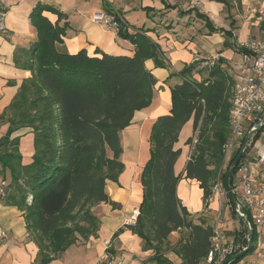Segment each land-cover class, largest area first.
Listing matches in <instances>:
<instances>
[{
    "label": "trees",
    "instance_id": "trees-1",
    "mask_svg": "<svg viewBox=\"0 0 264 264\" xmlns=\"http://www.w3.org/2000/svg\"><path fill=\"white\" fill-rule=\"evenodd\" d=\"M218 1L230 5L228 0ZM45 12L56 14L58 19L52 21ZM196 16L205 21L211 33L224 32L225 46L233 47L229 41L232 31L215 28L204 13L196 11ZM65 18L66 14L50 3L38 2L32 9L30 19L37 39L26 51L31 55L29 61L19 64L31 70L32 76L21 84L10 106L9 130L0 140V163L10 170L15 191L11 203L25 211L30 231L41 232L38 264L60 257L77 242L78 231L85 239L97 232L100 220L92 208L101 203L118 205L108 194L107 181H118L125 169L121 132L131 125L136 111L153 99L157 78L146 60L153 59L156 67H170L158 43L146 33H124V22L118 30L135 44L133 56L109 54L99 48L94 54L86 49L62 52L57 44L63 42L69 26L68 22L60 23ZM200 66L197 61L178 72L183 82L172 88L171 110L159 116L152 127L151 156L140 178V215L136 224L129 226L143 240V249L154 251L151 260L160 264L169 263L164 257L168 250L176 252L183 264H201L214 235V226L203 217L195 222L178 197L181 176L176 174L175 165L181 150L176 143L187 121L193 119L195 131L201 122L200 142L188 160L185 177L199 182L207 208L224 163L223 146L230 138L235 79L224 58ZM204 72L201 80L194 77ZM22 127L32 128L34 134V152L28 164L22 162L20 138H11ZM225 176L223 172L224 183ZM229 204L244 229L235 231L234 243L239 247L221 264L248 242L244 221L230 200ZM180 228L187 229V234L171 245L169 236ZM253 228V247L231 264H238L256 250L258 231Z\"/></svg>",
    "mask_w": 264,
    "mask_h": 264
},
{
    "label": "crops",
    "instance_id": "crops-1",
    "mask_svg": "<svg viewBox=\"0 0 264 264\" xmlns=\"http://www.w3.org/2000/svg\"><path fill=\"white\" fill-rule=\"evenodd\" d=\"M228 1L229 6L218 0H87V4L83 0H0V7L6 11V30L0 33V140L10 127L11 104L23 81L32 76L31 70L19 64L29 61L31 55L26 51L37 39V30L31 23L30 14L38 2L53 4L66 14L60 23L68 22L69 26L63 42L57 44L62 52L76 53L86 49L89 54H94L99 48L109 54L133 56L136 46L129 38L122 37L119 30L93 20L94 13L103 12L122 18L124 33L142 32L150 36L160 45L165 60L170 63V67H156L153 59L146 60V66L158 82L151 104L136 111L131 125L120 134L123 147L121 160L125 163V169L118 181H107L108 194L118 205L99 204L96 207L100 220L97 232L77 241L49 264H103L106 240L111 242L107 252L122 260L123 264H160L151 260L154 251L144 250L143 240L129 228L132 212L140 209L143 199L140 178L150 157L152 127L159 116L169 113L171 107L168 85L164 89L158 85L176 81L177 77H173L172 73L180 72L189 63L200 61L202 65L203 61L208 62L214 57H217L216 62L219 58L226 60L230 74L236 81L242 64V52L235 48L236 43L249 36L264 37V19H254L247 8H264V0ZM196 11L206 14L215 28L232 31L234 36L229 41L233 47L225 46L224 32L217 30L211 33L205 21L196 16ZM44 14L52 21L58 19L54 13ZM203 74L197 73L194 77L201 80ZM181 133L176 148L180 144ZM15 137L20 138L23 164L30 163L34 152L32 128L15 130L11 138ZM125 146L132 148V155L125 154ZM178 161L175 172L181 173V179L177 194L192 219L201 217L208 210L209 213L215 212L216 209L205 207L199 182L185 177L186 162L178 168ZM3 180L7 183V195L3 196L0 192V264H38L39 247L27 226L25 211L11 203V196L15 193L11 187V173L0 163V186ZM218 201V195L212 193L209 206H217ZM229 210L232 214L231 207ZM127 212L130 214L126 215ZM241 224L239 219L226 221L224 225L220 222L223 242L230 252L235 245V231L240 230ZM187 232L185 228L174 231L170 235L173 240L171 245ZM125 244L131 249L128 258L122 256ZM164 257L169 260L168 264H183L182 258L172 250L166 251ZM263 257L264 230L258 231L256 250L240 262L260 264ZM201 264L209 263L203 261Z\"/></svg>",
    "mask_w": 264,
    "mask_h": 264
},
{
    "label": "built area",
    "instance_id": "built-area-1",
    "mask_svg": "<svg viewBox=\"0 0 264 264\" xmlns=\"http://www.w3.org/2000/svg\"><path fill=\"white\" fill-rule=\"evenodd\" d=\"M196 3H200L197 1ZM257 20L264 19L263 7L247 8ZM6 11L0 7V33L6 30L5 28ZM93 20L97 23H103L107 26L119 29L123 19L115 14H106L96 12L93 14ZM237 49H242V64L239 70L238 77L234 83L233 95L231 98L232 105L230 110V138L223 146L224 163L222 164L213 193L218 195L219 202H222L223 197L230 200L225 183L222 180L223 168L227 166L232 158L234 151L241 148L242 143L250 130L256 129L264 118V37L255 38L249 36L243 41L236 43ZM213 60L208 62L203 61L202 65L213 64ZM197 130L195 131L196 137ZM256 135V134H255ZM255 135L250 139L248 147H255L257 158L254 161H246L247 153L238 164L237 172L240 174L238 182L232 186V189L237 197V192L241 193V198H237L240 203L238 214L248 215L252 226L254 225L258 231L264 230V143H260L255 139ZM195 139V138H194ZM193 139V141H194ZM192 148V143H191ZM193 149V148H192ZM192 149L189 155L191 158ZM6 181L1 182L0 192L3 196L7 195ZM223 208L220 207L221 211ZM140 215V209H135L129 219L131 225H135ZM214 235L211 239V245L208 250L206 261L209 264H221L226 256L230 253V249L223 242L220 218L215 222ZM106 253L104 255L103 264H123L122 260L118 259L107 250L110 247V241L106 240Z\"/></svg>",
    "mask_w": 264,
    "mask_h": 264
},
{
    "label": "rangeland",
    "instance_id": "rangeland-1",
    "mask_svg": "<svg viewBox=\"0 0 264 264\" xmlns=\"http://www.w3.org/2000/svg\"><path fill=\"white\" fill-rule=\"evenodd\" d=\"M84 1V4H87L86 2H87V0H83ZM95 1V0H94ZM91 4H92V1H91ZM76 5V4H75ZM70 12H72V10L70 11ZM255 19V18H254ZM238 58H240V56L238 55L237 56ZM240 60V59H239ZM189 64H192V63H189ZM206 65H201L200 66V68L199 69H201V67H205ZM228 71H229V69H228ZM233 72V71H232ZM229 73H230V71H229ZM197 74V73H196ZM203 74V73H202ZM206 74V72L203 74V75H205ZM173 77H177V79H175L176 81H174V82H172L171 84L170 83H168V82H166V83H162V84H160V85H158L159 87H162L161 89H164L163 87H165V86H167L168 85V87H169V90L171 91V107H172V88L174 87V86H176L177 84H181L182 82H183V77L180 75V73L178 74V73H175V72H173ZM202 76V75H201ZM158 82V81H157ZM235 83V82H234ZM156 85H157V83H156ZM233 88H234V84H233V86H232V90H231V96L233 95ZM231 103H232V101H231ZM171 107L169 108V112H170V110H171ZM261 131V130H260ZM259 131V132H260ZM182 132V133H181ZM181 140H180V144H179V146L177 147V148H179L181 151H180V154H179V156H178V159H177V161H178V168H180V167H183L184 166V164H185V162H186V164H187V162H188V155L190 154V152H191V149H192V154H191V156H194L195 155V152H196V147H197V145H198V143L200 142V134H201V122H200V124H199V127H198V129H197V133H196V137H195V126H194V121H193V119H191V120H189V121H187L185 124H184V126H183V128H182V130H181ZM195 138V139H194ZM255 139H258V141L260 142V143H264V128H263V130L259 133V135L257 134V135H255V137H254ZM188 139V140H187ZM193 139H194V141H193ZM191 143H192V148H191ZM126 147V146H125ZM182 148V149H181ZM132 148H128V147H126L125 148V154L127 155V156H129L130 154L132 155L133 154V151L131 150ZM249 150H250V147H249ZM236 151L237 150H235L234 151V154L236 153ZM151 156V155H150ZM257 158V152H256V148L255 147H253V148H251V150L247 153V155H246V157H245V159H246V161H248V162H250V161H254L255 159ZM149 159H150V157H149ZM243 161V160H242ZM177 163V162H176ZM230 165V164H229ZM229 165L228 166H225L224 168H223V172L224 173H226V171H227V169H228V167H229ZM186 167V166H185ZM237 168V167H236ZM235 172V173H234ZM219 173V172H218ZM233 173H234V176H233V179H234V183L236 184L237 182H238V178H239V176H240V174L236 171V170H234L233 171ZM181 173H178L177 175H179V176H181L180 175ZM233 175V174H232ZM217 177H218V174H217ZM217 177H216V180H217ZM216 180H215V182H216ZM222 180H223V177H222ZM234 185V184H233ZM214 187H215V183H214V185H213V190H214ZM226 187V186H225ZM199 188H200V191H202V188H201V186H200V184H199ZM204 193V192H203ZM213 193V192H212ZM237 194V198H241L240 196H241V193L240 192H237L236 193ZM212 196V195H211ZM211 196H210V198H211ZM210 198H209V203H210ZM216 205L217 206H213V205H210L209 206V204H208V207L209 208H211V209H216L215 210V212H213V213H209V210L208 211H205V212H203V213H205V214H202L201 215V217H203V218H205L207 221H209L210 223H212L213 225H214V223L216 222V220L218 219V218H220V222H221V224H223L224 225V223L226 222V221H229V220H233V219H239L240 220V218L238 217V215H234V214H231V213H229V209H230V204H229V200H227L225 197H223V200H222V202H217L216 203ZM220 207H222L223 209L221 210V211H219L220 210ZM92 211L94 212V213H97L96 212V209H95V207L94 208H92ZM232 211V210H231ZM130 213L129 212H127L126 213V215H129ZM196 222H199L200 221V217H197V218H193ZM81 224H83V225H85L86 223L85 222H81ZM70 226H73V223L72 224H69ZM79 225H80V223H79ZM223 225H222V228H223ZM221 227V226H220ZM244 229V226L241 224V226H240V230H243ZM76 236H78V239H77V241H79V240H82V239H85L82 235H81V233L78 231L76 234H75ZM31 236H32V238L35 240V242H36V244H37V246L39 245L38 243H40V239L42 238L41 237V232H39V230L38 229H31ZM169 240H170V242L171 243H173L172 241L173 240H171V237L169 236ZM111 243V242H110ZM105 246H106V244H105ZM39 247V246H38ZM239 247V244L238 245H234V247L232 248L233 250L234 249H237ZM110 248V247H109ZM109 250V249H108ZM131 251V249L130 248H128V246L125 244V247L123 248V250H122V256H123V258H128L129 256H130V254H129V252ZM169 251V250H168ZM232 252V251H231ZM41 257V256H40ZM204 261H206V260H204ZM239 264H255V262H253V261H249V262H246V263H243V261L242 262H240ZM260 264H264V257L262 258V262H260Z\"/></svg>",
    "mask_w": 264,
    "mask_h": 264
},
{
    "label": "water",
    "instance_id": "water-1",
    "mask_svg": "<svg viewBox=\"0 0 264 264\" xmlns=\"http://www.w3.org/2000/svg\"><path fill=\"white\" fill-rule=\"evenodd\" d=\"M264 128V118L261 121L260 125L254 129V130H250L243 143L242 146L239 150V152L237 153V155L235 156V158L232 160V162L230 163L227 171H226V176H225V186H226V190L228 193V196L230 198V201L232 203V206L234 207V209L236 211H239L240 209V203L232 189V185H231V178H232V174L233 171L236 169V167L238 166V164L242 161V159H244L246 153H247V149H248V144L250 139L257 134L260 130H262ZM244 224L247 228L248 231V242L247 245L242 248L241 250L237 251L236 253L232 254L231 256H229L224 264H231L233 261H235L237 258H239L240 256L244 255L245 253H247L254 245V228L250 222V219L248 217V215H242L241 216Z\"/></svg>",
    "mask_w": 264,
    "mask_h": 264
}]
</instances>
